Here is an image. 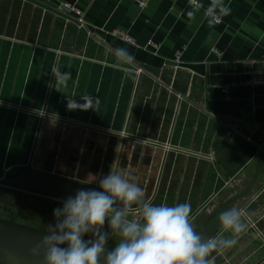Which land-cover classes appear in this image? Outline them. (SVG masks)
Wrapping results in <instances>:
<instances>
[{
    "label": "crops",
    "instance_id": "1",
    "mask_svg": "<svg viewBox=\"0 0 264 264\" xmlns=\"http://www.w3.org/2000/svg\"><path fill=\"white\" fill-rule=\"evenodd\" d=\"M61 1L84 10L86 28L57 8ZM138 1L143 8L135 0H0V179L26 164L75 179L113 170L134 177L155 204L189 202L195 229L206 228L264 145V0H216L220 23L204 15L208 0ZM117 29L135 44L112 35ZM106 44L127 48L135 65H118ZM57 65L72 73L59 91ZM84 95L98 97V108H68ZM233 206L249 213L248 228L213 253L215 264H264V164Z\"/></svg>",
    "mask_w": 264,
    "mask_h": 264
},
{
    "label": "clouds",
    "instance_id": "2",
    "mask_svg": "<svg viewBox=\"0 0 264 264\" xmlns=\"http://www.w3.org/2000/svg\"><path fill=\"white\" fill-rule=\"evenodd\" d=\"M105 51L122 67L136 63L127 48L106 44ZM51 73L57 91L72 80V73L62 72L58 65ZM81 99L83 104L69 99L68 108L97 109L100 104L91 95ZM96 180L100 191L80 188L53 210L55 223L43 229L39 242L29 250L33 260L40 264H215L213 253L234 247L248 228L249 213L233 206L219 215L221 234L205 237L194 227L189 202L155 204L134 177L113 170L91 182ZM106 222L110 233L103 230ZM86 235L91 238L86 240ZM109 238L116 242L111 250Z\"/></svg>",
    "mask_w": 264,
    "mask_h": 264
},
{
    "label": "water",
    "instance_id": "3",
    "mask_svg": "<svg viewBox=\"0 0 264 264\" xmlns=\"http://www.w3.org/2000/svg\"><path fill=\"white\" fill-rule=\"evenodd\" d=\"M262 164H264V151H262L256 158L249 179L244 184L230 192L222 200L221 208L216 218L208 227L198 229V233L205 237H210L218 230L221 226L219 221L220 213H222L231 203L249 194L254 186ZM0 180L1 182L15 188L63 200L68 196H74L75 192L80 188L101 190L99 187H93L87 183H80L74 178L63 177L49 172L32 169L27 164L14 166L8 169ZM0 207L11 211L10 216L7 218L0 217V264H40V261L33 260L30 257L29 250L39 242L43 235V229L47 225L55 223L53 211L50 213L43 209L38 215L40 216L38 226L32 227L15 221V216L21 211L12 213L13 209L6 206ZM58 207V202L52 204L53 210Z\"/></svg>",
    "mask_w": 264,
    "mask_h": 264
},
{
    "label": "rangeland",
    "instance_id": "4",
    "mask_svg": "<svg viewBox=\"0 0 264 264\" xmlns=\"http://www.w3.org/2000/svg\"><path fill=\"white\" fill-rule=\"evenodd\" d=\"M76 180H78L80 183L90 184L93 187L98 186L96 185L98 184L97 183L98 180L91 182L93 180V177H80ZM56 202L57 201L53 200L48 196L28 190L15 188L1 182L0 180V206H6L13 209L12 213H15L16 211H21L15 216V221L18 223L32 227H37L40 220V216H38L39 213L43 209L47 212L52 213L53 211L52 204ZM58 204L59 207L63 206V202H58ZM28 213H30L31 215ZM34 216H38V217H34ZM0 217L7 218V212L2 207H0ZM103 230L110 233L111 230L108 227L107 222L105 223ZM90 238H91L90 235L85 236L86 240ZM115 243L116 242L114 239L109 238L108 240L109 250L115 247Z\"/></svg>",
    "mask_w": 264,
    "mask_h": 264
},
{
    "label": "built area",
    "instance_id": "5",
    "mask_svg": "<svg viewBox=\"0 0 264 264\" xmlns=\"http://www.w3.org/2000/svg\"><path fill=\"white\" fill-rule=\"evenodd\" d=\"M135 1H137L138 6L140 8L144 7V5H145L144 1H138V0H135ZM187 3L191 6H194V7H198L201 5V3L198 0H187ZM215 3H216V0H208L207 1V5L204 7V15L206 17L211 18V20L214 23H220L221 17L219 15V13H217V11H216ZM57 8H59L64 13H67L74 20V22L76 23V25L79 28H86L87 23L84 19V16H85L84 10L77 7L74 3L61 1L58 3ZM111 34L120 38L121 40H124V41L130 43V44H135L134 38L131 35H129L126 31H122V30L117 29V30L112 31ZM145 48L150 50L153 54H156L158 51V48H159V44L155 43L154 41L149 39L147 41V43L145 44ZM183 51H184V46H182L180 49L174 51L173 57H172L173 67L178 68L183 64V62H184L182 59ZM134 72L136 74L145 73L144 70L140 67H135ZM166 89L170 93H174L178 99L182 98L181 95H179L173 91L171 85H168ZM38 113H39L40 118H43L46 116V113L44 112V110H40ZM246 139L249 140V138H246ZM163 148H164V150H173V151L180 150L179 148H177L173 145L167 144V143L163 146ZM256 148H257V151L260 153L262 151H264V145H258ZM50 198H52L53 200H55L57 202H63L64 201L63 199H58V198H53V197H50ZM250 224L252 226L254 225V223H250Z\"/></svg>",
    "mask_w": 264,
    "mask_h": 264
},
{
    "label": "flooded vegetation",
    "instance_id": "6",
    "mask_svg": "<svg viewBox=\"0 0 264 264\" xmlns=\"http://www.w3.org/2000/svg\"><path fill=\"white\" fill-rule=\"evenodd\" d=\"M3 209H5V211H7V217L10 216V214H11L10 212H11V211H9V210L6 209V208H3Z\"/></svg>",
    "mask_w": 264,
    "mask_h": 264
}]
</instances>
